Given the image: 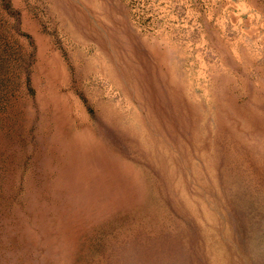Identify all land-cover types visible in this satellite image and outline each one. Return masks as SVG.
<instances>
[{"label": "rangeland", "instance_id": "obj_1", "mask_svg": "<svg viewBox=\"0 0 264 264\" xmlns=\"http://www.w3.org/2000/svg\"><path fill=\"white\" fill-rule=\"evenodd\" d=\"M0 264H264V0H0Z\"/></svg>", "mask_w": 264, "mask_h": 264}]
</instances>
